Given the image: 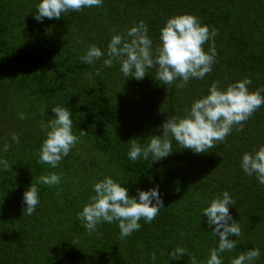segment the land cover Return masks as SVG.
I'll return each instance as SVG.
<instances>
[{"label":"trees","instance_id":"obj_1","mask_svg":"<svg viewBox=\"0 0 264 264\" xmlns=\"http://www.w3.org/2000/svg\"><path fill=\"white\" fill-rule=\"evenodd\" d=\"M39 2L0 0V159L12 166L6 171L0 166V264H189L187 255L171 259L177 246L204 264L219 237L202 210L224 191L235 201L229 211L242 232L229 237L237 247L222 254L224 264L254 247L260 249L254 264H264V184L240 167L245 152L264 145V106L242 131L234 128L208 152L195 154L173 141L172 153L156 162L151 157L133 162L127 155L131 140L143 146L150 136L162 135V123L183 117L213 81L226 88L248 77L250 91L264 87V0H103L100 7L42 22L34 19ZM180 14H193L218 30L216 63L203 79L178 89L157 81L154 68L136 80L124 77L119 63L103 67L112 35L144 21L155 47L167 19ZM93 44L104 58L82 63L79 57ZM54 106L71 111L74 134L88 133L57 168L38 163L37 154L46 139L42 125L55 118ZM12 133L19 134L18 144ZM49 172L62 173L60 184H38L40 203L32 215L24 214L23 193ZM105 177L137 199L138 189L158 185L163 208L151 223L141 219V228L124 239L116 221L99 224L89 235L77 213Z\"/></svg>","mask_w":264,"mask_h":264},{"label":"clouds","instance_id":"obj_2","mask_svg":"<svg viewBox=\"0 0 264 264\" xmlns=\"http://www.w3.org/2000/svg\"><path fill=\"white\" fill-rule=\"evenodd\" d=\"M103 0H40L36 5L34 19L42 22L45 18L60 19L63 13L78 12L84 8L100 7ZM115 32V29H113ZM218 30L201 23L193 14H180L167 19L160 29V43L153 47V40L144 21L134 23L126 28L124 33L114 34L105 52L96 45H89L85 53L79 57L82 63L94 65L103 59V67L111 68L114 62L119 63L124 77H134L142 80L149 69H155V79L161 84L184 89L191 79H203L212 71L216 63V49L213 38ZM213 41L208 51L204 44ZM82 43V41H78ZM99 75V69L96 70ZM91 78L93 73H87ZM180 81L176 83V81ZM252 81L245 77L226 88H221L219 82L213 81L208 94L195 100L190 109L185 110L183 117L169 116L160 126L162 135H153L146 145L138 140H131V147L127 153L133 162L143 158L156 162L168 157L173 151V141L181 149H188L195 154L208 152L217 144L224 143L233 129L242 131L248 119L264 106V87L254 91L249 90ZM52 118L42 125L46 132V139L38 150V163L57 168L62 159L68 156L72 149L80 142V137L87 135L79 130V136L73 132L72 113L66 107L54 106ZM45 115V113H44ZM24 119V115H19ZM11 139L20 142L19 134L12 133ZM10 148L8 143L3 151ZM0 166L6 171L12 167L6 159H0ZM240 167L248 176L255 175L260 184H264V145L253 152H245ZM62 173L49 172L37 178L35 184L23 193L22 203L25 205L24 214L32 215L40 203L38 184L49 187L60 184ZM94 195L84 204L77 218L89 235L97 231V226L103 222L109 224L118 222L120 239L131 236L141 228L139 221L143 219L151 223L163 208V199L159 186L147 191L137 190L138 199L130 196L128 189L111 177H105L93 186ZM57 195L60 189H57ZM235 201L229 192L224 191L221 196L213 198L209 206L203 208L202 214L207 217L206 223L212 227V234L219 237L218 247L210 249L209 258L204 264H224L222 254L231 252L237 247V241L230 236L242 235L239 222L233 220L229 211ZM181 238L185 235L181 232ZM171 259L179 260L182 256L190 257L189 264H198L197 258L184 247L177 246L169 253ZM260 257V249L252 248L231 259L230 264H254ZM156 259V253L151 254Z\"/></svg>","mask_w":264,"mask_h":264}]
</instances>
